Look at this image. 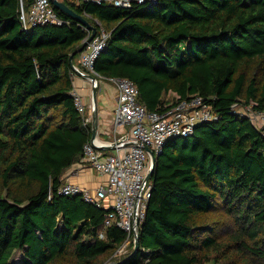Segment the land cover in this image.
<instances>
[{"label":"trees","instance_id":"trees-1","mask_svg":"<svg viewBox=\"0 0 264 264\" xmlns=\"http://www.w3.org/2000/svg\"><path fill=\"white\" fill-rule=\"evenodd\" d=\"M62 1L110 31L100 75L134 81L148 110L196 95L218 119L167 141L138 251L114 258L127 233L99 236L109 209L58 191L91 138L69 63L89 30L57 8L66 23L24 29L20 0H0V264H264V133L233 109L264 110V0Z\"/></svg>","mask_w":264,"mask_h":264},{"label":"built area","instance_id":"built-area-1","mask_svg":"<svg viewBox=\"0 0 264 264\" xmlns=\"http://www.w3.org/2000/svg\"><path fill=\"white\" fill-rule=\"evenodd\" d=\"M87 1L130 8L134 1L156 3L158 0ZM19 18L24 29L43 24L62 25L67 22L58 14L52 0H32L29 7H25L24 0H20ZM98 25L96 36L80 55L81 67L76 68L95 76L98 86L100 81L110 82L116 86L117 105L114 110V122L116 126L128 125L129 128L120 138L113 141H101L95 137L84 144V155L78 162L79 165L88 166L105 175L104 183L92 190L66 181L61 184L58 191L60 194L82 195L86 201L109 209L104 229L99 236L105 238V229L112 225L126 231L125 243L114 254L115 257H119L128 251V246L132 242L135 247V235L139 233L145 219L152 190L150 179L147 180L152 166L150 151L156 156L162 154L170 138L193 135L199 124L216 120L218 115L212 105L196 95L179 100L175 104H166L159 110H148L138 100L139 89L134 81L126 77L100 75L95 70V62L107 46L111 33L101 26L100 22ZM89 81L91 82L90 79ZM72 95L83 125L91 131L93 117L89 109L93 108V103L87 104L84 96L75 89H72ZM233 109L250 118L264 133V110H255L253 103L248 105L235 103ZM111 146L114 147V153H107L104 149ZM107 199L110 200L108 205L105 204Z\"/></svg>","mask_w":264,"mask_h":264},{"label":"crops","instance_id":"crops-1","mask_svg":"<svg viewBox=\"0 0 264 264\" xmlns=\"http://www.w3.org/2000/svg\"><path fill=\"white\" fill-rule=\"evenodd\" d=\"M78 2V0H73ZM75 66L81 67L80 57L76 61ZM73 70V69H72ZM73 71L75 73H73ZM72 71V81L73 89L81 93L87 104L93 103L92 95V84L88 78L84 77L82 74L77 73L75 70ZM98 97H97V108H98V127L96 138L101 141H113L115 138H120L126 130H128V125L116 126L114 122V110L117 105V88L113 83L100 81L98 86ZM171 95V92L166 95L167 97ZM89 113L93 117V108L89 109ZM93 136V120L91 123V138ZM107 153H114V147H106L104 149ZM64 182H72L79 184L83 187L94 190L100 184L106 181V176L101 175L96 170L88 166H80L79 163L73 164L70 168L66 170L63 176ZM109 199L105 201L108 205Z\"/></svg>","mask_w":264,"mask_h":264},{"label":"water","instance_id":"water-1","mask_svg":"<svg viewBox=\"0 0 264 264\" xmlns=\"http://www.w3.org/2000/svg\"><path fill=\"white\" fill-rule=\"evenodd\" d=\"M53 5L55 8L60 9L61 11H64L68 13L75 21L79 22L80 24L86 26V28L91 31V34L84 40V44L80 51H83L89 42L96 36L97 34V27L90 24L89 21H87L82 15L78 14L74 9H72L70 6H68L64 1L62 0H52ZM38 26V25H37ZM34 28V27H33ZM69 63L73 70H75L77 73L82 74L84 77L88 78L92 82V95H93V138L97 135V127H98V108H97V97H98V84L96 82L95 76L89 73H85L82 70H78L74 64L73 61V55L70 56ZM112 148V146H111ZM150 154L152 156V166L150 169V172L147 176V180L151 179L153 175V171L155 168L157 157L152 151H150ZM161 155V154H160ZM139 248V233L135 235V250L134 252H137ZM108 264H118L116 262H109Z\"/></svg>","mask_w":264,"mask_h":264},{"label":"rangeland","instance_id":"rangeland-1","mask_svg":"<svg viewBox=\"0 0 264 264\" xmlns=\"http://www.w3.org/2000/svg\"><path fill=\"white\" fill-rule=\"evenodd\" d=\"M175 99L176 98H175V95L173 93H171V95H169L167 97V100H169L171 102L174 101ZM227 229H228L227 227H224V229H222L223 235H221V239L224 237V235H228V233H229L228 230L229 229L228 230ZM22 257H23V250H20V251L16 252L14 254V256L11 258V260H10V264H20ZM114 258H115V256H114ZM207 264H212V263L210 262V263H207Z\"/></svg>","mask_w":264,"mask_h":264}]
</instances>
